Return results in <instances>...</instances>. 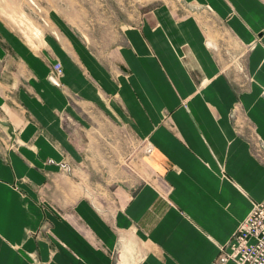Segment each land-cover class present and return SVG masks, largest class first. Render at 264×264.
I'll list each match as a JSON object with an SVG mask.
<instances>
[{
    "label": "crops",
    "instance_id": "obj_1",
    "mask_svg": "<svg viewBox=\"0 0 264 264\" xmlns=\"http://www.w3.org/2000/svg\"><path fill=\"white\" fill-rule=\"evenodd\" d=\"M186 4L104 53L63 25L42 52L0 28V264H218L264 199V0ZM208 15L243 67H224ZM56 59L64 89L48 80ZM119 131L138 156L122 161Z\"/></svg>",
    "mask_w": 264,
    "mask_h": 264
},
{
    "label": "rangeland",
    "instance_id": "obj_2",
    "mask_svg": "<svg viewBox=\"0 0 264 264\" xmlns=\"http://www.w3.org/2000/svg\"><path fill=\"white\" fill-rule=\"evenodd\" d=\"M186 1L189 0H0V26H2L0 28L6 29L9 34L24 42L27 47L30 46L36 51L42 52L47 50L43 42L45 36H52L60 43L63 41V38L66 37L61 26L63 25L84 39L96 52L104 53L107 48L114 47L118 43L126 27L138 24L147 13L159 6L169 5L179 15L196 12L186 4ZM203 19H205L203 24L207 36L211 40L217 41L216 51L224 67L228 71L243 67L241 63V66H237V64L240 61L243 62L244 58L241 59V57H243L244 51L227 34L223 25L209 15ZM237 52L241 55L240 59L236 57ZM58 63L62 65L61 61L56 59V62L50 66L51 69ZM58 88L64 89L62 79L61 87ZM2 120L0 118V122ZM114 137L121 143L122 161L124 157L131 158L136 153L138 156L143 145L129 137L127 132H116ZM110 144H112V139ZM128 150H135L136 153L128 154ZM59 164H67L68 169L60 168L61 172L68 175L74 172V168L65 161ZM134 176L127 171L126 176L118 180L134 181L137 184L144 179L139 174L136 179ZM110 178H112V174H110ZM110 182L117 183V181ZM121 255H124V251L117 257ZM128 256L129 259L132 257L131 263H135L137 256H134V253Z\"/></svg>",
    "mask_w": 264,
    "mask_h": 264
},
{
    "label": "built area",
    "instance_id": "obj_3",
    "mask_svg": "<svg viewBox=\"0 0 264 264\" xmlns=\"http://www.w3.org/2000/svg\"><path fill=\"white\" fill-rule=\"evenodd\" d=\"M63 69L60 63L50 71L49 81L61 87ZM50 163H54L52 160ZM67 165V164H66ZM65 164L60 168L67 170ZM229 248V252L226 251ZM234 261L237 264H264V200L256 202L248 217L240 224L227 245L220 248L218 264Z\"/></svg>",
    "mask_w": 264,
    "mask_h": 264
}]
</instances>
